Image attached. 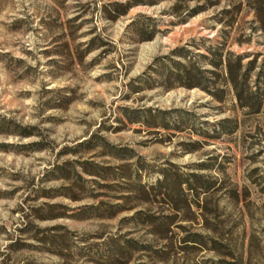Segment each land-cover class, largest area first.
Returning <instances> with one entry per match:
<instances>
[{
  "label": "rangeland",
  "instance_id": "1",
  "mask_svg": "<svg viewBox=\"0 0 264 264\" xmlns=\"http://www.w3.org/2000/svg\"><path fill=\"white\" fill-rule=\"evenodd\" d=\"M0 264H264V0H0Z\"/></svg>",
  "mask_w": 264,
  "mask_h": 264
},
{
  "label": "trees",
  "instance_id": "2",
  "mask_svg": "<svg viewBox=\"0 0 264 264\" xmlns=\"http://www.w3.org/2000/svg\"><path fill=\"white\" fill-rule=\"evenodd\" d=\"M230 74H231V79H232L233 83L235 84L236 78L233 76V70H231V68H230Z\"/></svg>",
  "mask_w": 264,
  "mask_h": 264
}]
</instances>
